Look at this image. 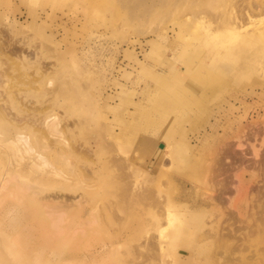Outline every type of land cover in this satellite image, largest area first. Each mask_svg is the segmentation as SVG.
Masks as SVG:
<instances>
[{
	"label": "rangeland",
	"instance_id": "obj_1",
	"mask_svg": "<svg viewBox=\"0 0 264 264\" xmlns=\"http://www.w3.org/2000/svg\"><path fill=\"white\" fill-rule=\"evenodd\" d=\"M0 264H264V0H0Z\"/></svg>",
	"mask_w": 264,
	"mask_h": 264
},
{
	"label": "bare ground",
	"instance_id": "obj_2",
	"mask_svg": "<svg viewBox=\"0 0 264 264\" xmlns=\"http://www.w3.org/2000/svg\"><path fill=\"white\" fill-rule=\"evenodd\" d=\"M79 1H81V0H79ZM82 3H84V2H82ZM228 40V39H227ZM229 42V41H228ZM233 43V42H232ZM224 44H226V42L224 43ZM230 44V43H229ZM215 52H216V49L215 50H213V54H212V58H214V54H215ZM223 52V53H222ZM224 52H226V50L224 51V50H220V51H218L215 55L217 56L218 54L222 57V56H225L224 55ZM227 53V52H226ZM218 55V56H219ZM211 58V59H212ZM164 71V70H163ZM21 136V135H20ZM22 137V139H24L23 138V136H21ZM26 142H27V140L26 139H24ZM227 168V167H226ZM229 168H231L230 166H229ZM223 171H225L224 169H223ZM223 171H221V173L223 172ZM237 171V170H236ZM226 172V171H225ZM226 176H224V179H228V178H225ZM221 191L223 192V190H222V188H221ZM225 192V191H224ZM221 194H223V193H221Z\"/></svg>",
	"mask_w": 264,
	"mask_h": 264
}]
</instances>
